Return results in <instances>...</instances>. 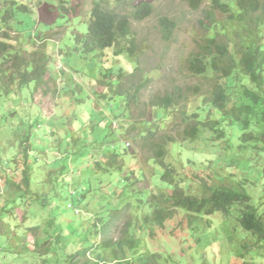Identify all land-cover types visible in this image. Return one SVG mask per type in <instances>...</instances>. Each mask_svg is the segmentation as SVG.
Listing matches in <instances>:
<instances>
[{"label":"rangeland","instance_id":"rangeland-1","mask_svg":"<svg viewBox=\"0 0 264 264\" xmlns=\"http://www.w3.org/2000/svg\"><path fill=\"white\" fill-rule=\"evenodd\" d=\"M92 1L26 0L36 2L33 4L34 11L20 13L18 19H13L10 27L5 28L13 52L24 55L47 53L54 60L55 67L49 70L53 78L51 85L48 83L45 88L34 89L32 82L16 98L1 97L5 101L0 98V162L3 164L6 159L12 162L19 153L20 139L26 134L33 141V149L27 158V165L34 170L33 191L39 189L37 192L42 193L45 190L42 181L48 169L57 167L61 174L53 177L55 189L52 192L56 191L57 195L51 198L53 193L47 194L50 204L46 206H39L20 196L7 201L11 193L8 190L2 193L4 188H0V208H4L0 209V264H65L67 253L81 246H90L95 241V236H88L87 233L95 217L106 218L110 210L128 202L129 213L136 210L139 198L145 203L152 193L167 192L168 185L161 181L162 169L152 161L148 145L143 147L141 140L136 138L140 133L146 135L149 128L156 131L157 137L164 134L173 136L174 141L167 144L166 161L175 165L178 171L181 165L189 167L187 160H191L193 163L190 165L214 171L216 176L228 175L229 172L236 176L249 169L251 164L258 166L263 161L258 159L253 163L248 156L206 145L203 134L189 144L183 139V130L188 125L186 120H193L191 114L199 113L200 118L205 120L208 112L214 111L212 106L202 101L204 96H208L212 83L190 74L185 67L189 53L200 50L205 37L211 36L204 21L208 0H203L198 9L193 8L189 0H146L153 6L152 15L131 24L137 52L129 58L132 63L136 62L141 74L129 78L132 83L130 89L125 80L128 77L119 82L124 91L122 94L130 91L127 93L131 103L128 119L124 115L117 119V114L124 111V100L118 93L110 92V85H102L104 92L107 91L105 98L97 95L94 88L112 64L115 67L128 66L131 61L114 57L111 48L100 56L94 52L83 54L80 46L79 51L74 50L77 46L74 37L86 31ZM139 1L142 0H126L118 9L128 14ZM162 15L176 24L170 40L160 38L158 17ZM219 20L225 37L235 38L236 30L244 33L234 21H228L227 16H220ZM1 32L3 30L0 31V39ZM67 75L71 76L64 79L63 76ZM146 78V86H141ZM61 80L64 82L61 83ZM175 86L179 87L181 97L186 94L187 87L199 86L202 92L189 94L188 100L182 98L175 106L166 109L149 105L151 98L158 100L166 94H178ZM212 115L213 118L219 116L216 111ZM182 116L184 121H180ZM105 117L109 122L113 121L111 129L116 132L121 144L124 141L129 143L130 150L123 155V170L90 171L89 157L94 152L89 148L88 154L83 147L73 160L64 158L56 164L53 162L55 157L63 154V148L68 144L64 139L81 137L94 126L103 128ZM48 120L57 127L55 135L58 138L50 135V130L56 127L51 126ZM29 123L33 126L28 127ZM44 148L48 150L38 152ZM9 160L7 165H10ZM81 187L85 188L84 194ZM139 209L144 210V206ZM145 209L149 208L146 206ZM171 225L169 222L166 228L154 226V233L148 239L155 251L164 252L168 248L171 252L174 261L161 264H177L183 259L187 264H237L233 253L236 243L233 240L243 233L233 235L229 230L233 236L230 240L219 217L213 219L214 236L211 240L214 241L205 248L196 246L195 239L185 228L171 235L168 232ZM74 228L78 229L77 233L70 234ZM123 228L120 222L115 235L119 236L121 233L118 231ZM37 241L42 244L36 248L34 242ZM196 248L202 252L199 253L202 260L193 254ZM253 261L254 264H264V252L257 253Z\"/></svg>","mask_w":264,"mask_h":264},{"label":"trees","instance_id":"trees-1","mask_svg":"<svg viewBox=\"0 0 264 264\" xmlns=\"http://www.w3.org/2000/svg\"><path fill=\"white\" fill-rule=\"evenodd\" d=\"M125 1L93 0L85 33L74 37L77 45L74 50L79 51L80 46L83 54L94 52L100 56L104 55L106 49L112 48L114 57L121 54L134 57L137 51L131 24L152 15L153 6L150 2L142 0L135 3L127 14L118 9ZM189 2L193 8L198 9L203 0ZM32 11L33 4L26 0H0V29L3 30L0 39V98H16L18 93L32 82L34 89H38L45 88L48 83L51 85L53 81L49 70L55 67V62L50 55L38 52L18 54L13 52L8 42L5 28H9L11 21L17 20L20 13ZM204 13L206 31H210L211 36L205 37L200 50L189 53L185 67L190 74L210 80L212 88L202 101L212 106L213 113L216 111L219 116L213 118V113L208 112L203 120L200 118L201 114H191L193 120H186L188 125L183 130V139L189 144L203 134L206 145L248 156L253 163L263 159L260 161L261 165L251 164L249 169L236 176H232V172L216 176L214 171L197 168L196 165H190L193 163L191 160H187L189 167L181 165V170L178 171L175 165L166 161L167 144L174 141L173 136L164 134L157 137L156 131L151 128L147 130L146 135L137 134L136 138L141 140L142 146L148 145L152 161L162 169L161 181L168 185V191L152 193L145 203L139 198L136 210L129 213L127 212L130 202L110 210L106 218L95 217L87 232L88 236H95V241L90 246H81L67 253L65 264L170 263L174 260L169 249L166 248L164 252L155 251L148 241L154 233V226L166 228V223L170 222L172 225L168 232L171 235L185 228L189 236L195 239L196 246L205 248L214 241L211 240L214 236L213 219L218 217L230 240H233V236L229 230L233 235L243 233H239L240 237L233 240L236 243L233 253L237 264H254L255 255L264 252V0H208ZM220 16H227L228 21H234L245 34L236 30L235 38L225 37L219 25ZM158 25L160 38L170 40L175 31V22L162 15L158 17ZM120 44L122 46H119ZM131 70L129 73L123 67H115L112 64L94 88L97 95L105 98L107 91L104 92L102 85L108 84L110 92L122 96L125 108L123 112L116 113L117 119L120 115L126 118L131 116V103L127 94L130 91L122 94V84H119L120 79L128 77L125 80L129 89L131 88L129 78L136 74L139 67ZM68 76L71 75L63 77L67 79ZM108 78L110 80L107 81ZM146 81L148 78L141 86H146ZM62 82L64 81L61 80ZM175 91L178 94H166L158 100L149 99V105L166 109L175 106L182 98L188 100L189 94L202 92L199 86L187 87L184 97L180 96L178 86H175ZM1 100L5 101L4 98ZM184 119L183 116L180 117V121ZM48 121L51 126H55L51 120ZM104 122L103 128L91 127L85 132V136L81 134V137L64 139L68 144L63 148V154L55 157L56 161L53 162L56 164L64 158L73 160L83 147L94 152L90 154L87 150L90 154V171L123 170V155L130 148L117 139L116 132L111 129L112 120L109 122L105 117ZM32 126V123L28 124V127ZM57 131V127L50 130V135L56 136ZM58 142L61 143L60 138ZM71 147V150L67 149ZM32 149L33 141L26 134L23 135L19 153L12 158V162L9 159L3 164L0 162V188H4L2 193H5V190L11 193L6 198L7 201H13L15 197L20 196L39 206H46L50 204L47 194L53 193L50 194L51 198L57 195L56 191L52 192V189H55L53 177L60 175L61 170L57 167L48 169L42 181L45 190H42V193L37 192L39 189L33 191L34 170L27 165V158ZM47 150L44 148L38 152ZM8 160L10 165H7ZM48 189L51 191L48 192ZM81 190L84 194L85 188L81 187ZM141 206H144V210L139 209ZM146 206L148 210L145 209ZM0 209L4 210L3 207ZM120 222L124 228L120 229L118 232L121 234L116 236L115 229ZM77 231V228L71 229L70 234ZM41 244L34 242L36 248ZM199 253L202 252L196 248L193 254L202 260ZM185 261L183 259L177 264H187Z\"/></svg>","mask_w":264,"mask_h":264},{"label":"clouds","instance_id":"clouds-1","mask_svg":"<svg viewBox=\"0 0 264 264\" xmlns=\"http://www.w3.org/2000/svg\"><path fill=\"white\" fill-rule=\"evenodd\" d=\"M32 4H36V2L35 3H32ZM88 18H89V14H88ZM87 21H88V19H87ZM87 21H86V24H87ZM81 34H83V33H81ZM109 49V48H108ZM112 49V48H111ZM113 51V50H112ZM120 57H124L125 59H126V61H128V60H130L131 61V59L129 58V56L128 55H126V54H121L120 56H119V59H120ZM136 61V60H135ZM131 65H132V67H131ZM131 65H128V66H123V65H118L117 67H123L125 70H128L129 71V73L130 72H132V68H135V67H138L137 66V64H136V62H133L132 63V61H131ZM137 74H141L140 73V71L139 70H137L136 71V74L135 75H137ZM113 122V121H112ZM124 143H125V145L127 146V145H129V143L128 142H126V141H124Z\"/></svg>","mask_w":264,"mask_h":264}]
</instances>
